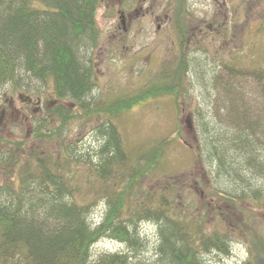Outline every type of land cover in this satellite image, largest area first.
I'll return each instance as SVG.
<instances>
[{
  "label": "rangeland",
  "instance_id": "1",
  "mask_svg": "<svg viewBox=\"0 0 264 264\" xmlns=\"http://www.w3.org/2000/svg\"><path fill=\"white\" fill-rule=\"evenodd\" d=\"M129 1L101 0L96 15L99 39L82 50L97 72L90 96L93 103L132 95L160 74H172L182 60L186 64L182 85L176 82L181 88L175 93L150 97L113 115L130 156L124 153L115 164L104 167L98 152L102 142L98 126L107 120L83 111V103L76 99H60L52 82L46 84L32 75H24L16 90L8 85L0 88V150L49 157L76 187L75 200L88 204L93 226L103 220L112 195L96 171L109 175L106 188L120 189L131 183L130 198L135 204L146 201L149 193L157 202L162 190L173 187L168 194L176 198L180 211L195 215L196 223L218 230L227 240L226 252L204 254L207 264H264V206L241 200L240 209L216 197L214 188H234L212 165L204 143L205 127L233 130L226 119L230 103L223 85L231 74L239 76L236 86L242 82L241 87H229L241 111L262 121L264 93L252 69L264 65V0H185L182 36L174 25L176 0ZM67 112L68 119L62 121ZM49 131L54 132L52 137L41 134ZM157 144L156 159L143 154H155ZM258 153L263 161V150ZM146 161L142 175H130ZM11 167H2L0 173L6 175ZM248 174L251 181L245 184L255 189L260 183ZM5 178L13 186L19 183L16 178ZM124 216V223L134 222L138 227V242L131 247L112 232L94 243L91 262L117 254L128 259L155 258L157 219L150 214ZM16 256L19 253L0 264H25Z\"/></svg>",
  "mask_w": 264,
  "mask_h": 264
},
{
  "label": "trees",
  "instance_id": "2",
  "mask_svg": "<svg viewBox=\"0 0 264 264\" xmlns=\"http://www.w3.org/2000/svg\"><path fill=\"white\" fill-rule=\"evenodd\" d=\"M100 3L101 0H0V88L8 85L16 90L22 86L24 75H32L46 84L52 82L60 99H76L83 103L80 107L86 113L104 117L107 123L98 126L102 139L98 152L103 158L101 164L108 168L124 153L130 156L113 123V115L150 97L175 93L180 86L176 82L182 85L186 64L182 60L172 74H160L156 81L132 95L93 103L90 96L97 84V72L82 50L99 39L96 15ZM175 8L174 25L182 36L185 35L182 22L187 9L185 0H176ZM256 66L252 69L255 83L264 93V65ZM238 77L231 74L223 84L230 103L226 119L233 130L205 127L204 143L212 165L234 188L233 191L214 188L216 197L243 209L241 200L258 201V205L264 206V160H259L258 153L260 149L264 153V116L259 122L256 115L241 111L237 98L229 92L230 86L241 87V79L235 85ZM68 114L62 121L68 119ZM53 133L41 134L52 137ZM155 147V154H143L157 157L158 144ZM24 157L9 148L0 150V169L12 166L6 175L0 173V261L15 259L16 252L19 253L16 257L25 264H207L203 257L206 252L228 250L223 234L196 223L195 215L180 211L176 198L168 194L173 187L162 190L157 202L150 199L149 193L146 201L140 198L135 204L130 198L134 189L131 183L120 189L106 188L109 175L96 171L103 188L112 195L103 220L93 226L88 204L75 200L76 187L65 173L40 153L26 160ZM242 159L245 164L239 162ZM147 166L146 161L130 175H142ZM248 173L260 183L255 189L245 184L251 181ZM7 176L16 178L18 185L13 186ZM248 191L252 194H247ZM125 213L150 214L157 219L159 242L155 258L128 259L117 254L100 256L91 262L94 243L112 232L131 247L138 242V227L134 222H123L127 219Z\"/></svg>",
  "mask_w": 264,
  "mask_h": 264
},
{
  "label": "flooded vegetation",
  "instance_id": "3",
  "mask_svg": "<svg viewBox=\"0 0 264 264\" xmlns=\"http://www.w3.org/2000/svg\"><path fill=\"white\" fill-rule=\"evenodd\" d=\"M131 2H133V0H130V1H129V3H131ZM121 16H122V18H123V17L125 16V14H124V13H122V15H121ZM199 31H200V32H202V31H203V29L199 28ZM30 100H31V99H30Z\"/></svg>",
  "mask_w": 264,
  "mask_h": 264
}]
</instances>
